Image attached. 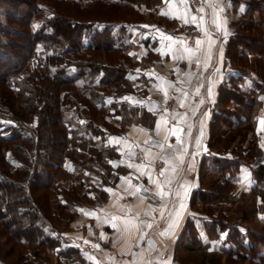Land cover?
Listing matches in <instances>:
<instances>
[{"label":"trees","instance_id":"obj_1","mask_svg":"<svg viewBox=\"0 0 264 264\" xmlns=\"http://www.w3.org/2000/svg\"><path fill=\"white\" fill-rule=\"evenodd\" d=\"M231 2L234 11L240 2L247 8L230 21L229 71L181 247L200 252V264H215L216 254L226 264H264V162L251 164L262 151L253 130L264 95V0ZM162 3L0 0V264H38L33 259L61 243L77 206L93 201L89 184H114L125 171L105 143L114 129L107 117L121 111L119 97L132 90L128 74L137 61L129 50L144 20L139 8L157 14ZM10 150L19 158L13 167ZM243 165L255 181L249 190L236 185ZM200 228L219 239L218 251L203 249Z\"/></svg>","mask_w":264,"mask_h":264},{"label":"crops","instance_id":"obj_2","mask_svg":"<svg viewBox=\"0 0 264 264\" xmlns=\"http://www.w3.org/2000/svg\"><path fill=\"white\" fill-rule=\"evenodd\" d=\"M162 1L157 14L139 8L144 20L129 50L137 61L128 74L132 90L119 97L121 111L107 117L114 129L105 143L116 148L115 164L125 171L114 184H89L93 201L77 206L61 243L46 248L38 264H193L181 247L188 238L185 221L196 215L189 199L229 71L224 50L230 21L247 7L240 2L234 11L231 0H201L197 7L189 0ZM260 107L253 133L262 151L252 165L264 162V99ZM254 182L250 165L241 166L237 188L249 190ZM199 236L204 250L218 251L219 239H209L202 228Z\"/></svg>","mask_w":264,"mask_h":264},{"label":"rangeland","instance_id":"obj_3","mask_svg":"<svg viewBox=\"0 0 264 264\" xmlns=\"http://www.w3.org/2000/svg\"><path fill=\"white\" fill-rule=\"evenodd\" d=\"M8 158H9V165H10V167H13V166H15L16 164H18V162H19V158H18V155L14 152V151H12V150H10L9 151V154H8ZM56 197H51L50 198V201H51V203L53 204V203H55L56 202ZM251 222V224H254V226H257V222H255L254 220H251L250 221ZM69 224V222L66 224V226H65V228L67 227V225ZM45 251V250H44ZM201 253L200 252H197V251H194V252H191V251H189L188 252V257H187V259L188 260H190L193 264H200L201 263ZM43 257H44V255L42 254L41 255V258H40V256H39V258L38 257H36L35 259H33L34 261H41V259H43ZM213 259L215 260V264H226L225 262H226V260H225V258H223L222 257V255H219V254H216L214 257H213Z\"/></svg>","mask_w":264,"mask_h":264},{"label":"snow or ice","instance_id":"obj_4","mask_svg":"<svg viewBox=\"0 0 264 264\" xmlns=\"http://www.w3.org/2000/svg\"><path fill=\"white\" fill-rule=\"evenodd\" d=\"M184 2H186V0H184ZM195 20H196V18L192 17L191 22L195 23ZM186 22H189V21H186ZM196 43H197V45H199L200 41L197 40ZM186 51L191 52L192 50L191 49H186ZM180 58H183V57L181 56ZM261 99H264V97H262ZM197 143H199V141H197ZM160 174L163 175V171H161ZM144 191H147V189H145ZM157 195L160 196V197H163L164 192L162 190H160V191L157 192ZM148 227H151V224H149Z\"/></svg>","mask_w":264,"mask_h":264},{"label":"built area","instance_id":"obj_5","mask_svg":"<svg viewBox=\"0 0 264 264\" xmlns=\"http://www.w3.org/2000/svg\"><path fill=\"white\" fill-rule=\"evenodd\" d=\"M190 4L193 6V7H197L201 0H189Z\"/></svg>","mask_w":264,"mask_h":264}]
</instances>
